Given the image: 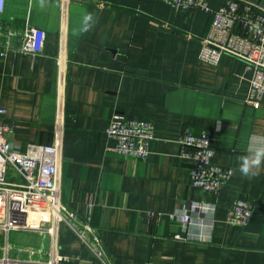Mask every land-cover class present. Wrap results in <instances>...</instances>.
<instances>
[{"label":"crops","instance_id":"0c3cea01","mask_svg":"<svg viewBox=\"0 0 264 264\" xmlns=\"http://www.w3.org/2000/svg\"><path fill=\"white\" fill-rule=\"evenodd\" d=\"M206 1L216 10L227 0ZM240 1L264 9V0ZM211 21L207 11H180L162 0H69L66 7L61 0H5L3 32L36 27L47 39L37 55L0 57V124H14L6 136L22 145L59 138L60 199L91 218L113 264H264V157L249 174L240 170L244 157L264 147V98L245 104L252 72L244 61L200 60ZM115 113L154 122L148 158L111 150L116 142L106 129ZM186 127L207 130L213 162L233 169L218 194L192 186L194 163L180 157L178 143ZM239 197L254 203L246 226L228 222ZM185 208L193 217L186 228L178 217ZM8 245L10 255L26 257L19 253L26 247L47 252L49 236L14 230ZM58 248L68 258L61 264H102L65 224Z\"/></svg>","mask_w":264,"mask_h":264},{"label":"built area","instance_id":"2783aa9c","mask_svg":"<svg viewBox=\"0 0 264 264\" xmlns=\"http://www.w3.org/2000/svg\"><path fill=\"white\" fill-rule=\"evenodd\" d=\"M180 11L204 10L212 15L208 35L202 42L199 58L202 62L217 65L224 55L244 61L252 72L244 102L258 106L264 98V9L253 2L227 0L219 9L212 10L206 0H162ZM64 7L69 0H61ZM5 0H0V13ZM236 27L239 29L236 31ZM1 37L5 38L2 43ZM20 37L18 44L10 40ZM47 33L36 27H27L23 33L13 29L6 32L0 28V57L9 52L37 55L42 52ZM63 54V52H62ZM59 86H63L65 65L62 55L58 58ZM62 89L59 92V120L62 114ZM5 110L0 108V114ZM58 120V122H59ZM14 124H0V264H61L68 258L58 248L59 230L68 226L102 264H113L103 241L92 225L89 216H80L60 199L59 179L62 163L61 143L19 144L6 134ZM108 138L116 143L111 148L126 157L145 160L151 154V143L155 140L153 121L122 113H115L106 129ZM180 157L191 159L192 186L209 194H218L233 175V169L213 162L215 150L207 130L195 132L186 127L178 138ZM254 203L246 197L236 198L228 210V222L238 226L250 223ZM42 212L47 218L35 219L33 213ZM175 215H179L178 212ZM173 217H175L173 215ZM179 217L184 228L193 217L185 208ZM32 231L49 236V249L23 248L19 253L26 257L10 255L8 237L11 231ZM181 239L180 234L174 235ZM47 258L44 259V256ZM149 264H155L150 262Z\"/></svg>","mask_w":264,"mask_h":264},{"label":"clouds","instance_id":"9594fccd","mask_svg":"<svg viewBox=\"0 0 264 264\" xmlns=\"http://www.w3.org/2000/svg\"><path fill=\"white\" fill-rule=\"evenodd\" d=\"M264 157V147H258L252 156H246L242 159L240 170L247 175L252 168L258 167L261 163V158ZM252 174H255L254 172Z\"/></svg>","mask_w":264,"mask_h":264}]
</instances>
